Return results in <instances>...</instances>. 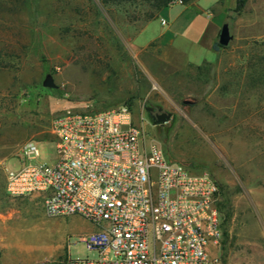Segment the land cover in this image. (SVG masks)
Returning <instances> with one entry per match:
<instances>
[{
    "label": "rangeland",
    "instance_id": "1",
    "mask_svg": "<svg viewBox=\"0 0 264 264\" xmlns=\"http://www.w3.org/2000/svg\"><path fill=\"white\" fill-rule=\"evenodd\" d=\"M172 5L147 22L144 0H0V264L98 256L80 241L91 223L9 196L6 172L30 141L53 159L63 110L122 106L170 161L218 182L224 264H264V0ZM209 23L229 25L217 52L221 27L199 40ZM149 109L172 116L155 125Z\"/></svg>",
    "mask_w": 264,
    "mask_h": 264
},
{
    "label": "built area",
    "instance_id": "2",
    "mask_svg": "<svg viewBox=\"0 0 264 264\" xmlns=\"http://www.w3.org/2000/svg\"><path fill=\"white\" fill-rule=\"evenodd\" d=\"M52 132L53 159L39 161L38 143L28 142L5 189L38 197L49 218L79 216L96 228L80 241L98 256L64 264H224L218 182L147 142L127 106L65 109Z\"/></svg>",
    "mask_w": 264,
    "mask_h": 264
},
{
    "label": "trees",
    "instance_id": "3",
    "mask_svg": "<svg viewBox=\"0 0 264 264\" xmlns=\"http://www.w3.org/2000/svg\"><path fill=\"white\" fill-rule=\"evenodd\" d=\"M113 1L129 2L131 0H113ZM175 1H180L181 4L188 6V5H191L196 0H144L146 7H147V12L145 13V21L149 22L151 20L156 19L160 15L162 10L169 8L170 5L174 4ZM246 1L247 0H236V12L240 13L243 10L246 4ZM222 47L223 46H221L218 42L213 44V50L216 52L219 51L220 48ZM204 67L208 68L209 65L205 64L203 67L198 66L196 68L199 70V69H203ZM219 206L221 210L220 203H219ZM222 216H223V213H222Z\"/></svg>",
    "mask_w": 264,
    "mask_h": 264
},
{
    "label": "water",
    "instance_id": "4",
    "mask_svg": "<svg viewBox=\"0 0 264 264\" xmlns=\"http://www.w3.org/2000/svg\"><path fill=\"white\" fill-rule=\"evenodd\" d=\"M231 39H232V37L230 35L229 25H228V23H225L221 27L218 43L221 46L225 47L229 44ZM37 58L39 60H45L47 58L46 53L44 52V50L41 48L40 45H39L38 51H37ZM48 86H51V83H48ZM184 103L189 104V103H193V101L185 100ZM171 116H172L171 113L162 111L160 114H156L153 117L154 124L159 125V124L166 123L170 120Z\"/></svg>",
    "mask_w": 264,
    "mask_h": 264
},
{
    "label": "crops",
    "instance_id": "5",
    "mask_svg": "<svg viewBox=\"0 0 264 264\" xmlns=\"http://www.w3.org/2000/svg\"><path fill=\"white\" fill-rule=\"evenodd\" d=\"M178 4H180V3H175L174 5H178ZM174 5H172V6H174ZM183 5V4H182ZM171 6V7H172ZM185 6V9L188 7L187 5H184ZM180 17H181V14H178L176 17H175V19H174V23L176 22V21H178L179 19H180ZM161 20V23L164 25V24H166V22L164 21H162V19H160ZM173 23V24H174ZM221 26L220 25H217V24H213V23H209L208 24V26L206 27V28H204V30H202L201 31V33H200V35L199 36H201V38L199 39V40H201L203 37H204V35L207 33V31L210 29V30H216V29H219ZM196 43V42H195ZM96 230V228H93V231L92 232H94ZM91 232V233H92Z\"/></svg>",
    "mask_w": 264,
    "mask_h": 264
},
{
    "label": "flooded vegetation",
    "instance_id": "6",
    "mask_svg": "<svg viewBox=\"0 0 264 264\" xmlns=\"http://www.w3.org/2000/svg\"><path fill=\"white\" fill-rule=\"evenodd\" d=\"M149 112L152 113V118H153L156 114H160L162 111L159 110L158 112H156V113L153 114V111L151 109H149Z\"/></svg>",
    "mask_w": 264,
    "mask_h": 264
}]
</instances>
